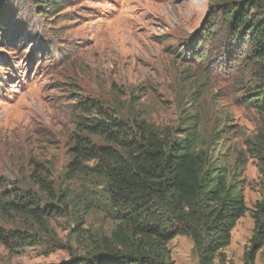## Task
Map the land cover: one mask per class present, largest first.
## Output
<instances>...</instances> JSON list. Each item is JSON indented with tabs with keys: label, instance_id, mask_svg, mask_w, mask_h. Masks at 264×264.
<instances>
[{
	"label": "rangeland",
	"instance_id": "obj_1",
	"mask_svg": "<svg viewBox=\"0 0 264 264\" xmlns=\"http://www.w3.org/2000/svg\"><path fill=\"white\" fill-rule=\"evenodd\" d=\"M218 1L63 0L43 17L35 0H0V11L4 2L10 9L0 26V200L11 190L29 191L41 207L60 211L40 222L0 210L6 235L17 231L30 240H0V264H62L89 256L120 223L126 208L111 203L104 180L68 171L78 95L124 122L144 119L170 133L193 115L198 149L210 166L226 174L250 210L263 199L264 112L248 103V89L264 87V71L248 68L246 45L204 36L218 22L217 16L210 20ZM259 3L264 13V0ZM34 173L61 202L48 199ZM250 210L212 264H249ZM170 224L169 230L178 226ZM164 254L167 264H202L187 235L169 240ZM253 264H264V245Z\"/></svg>",
	"mask_w": 264,
	"mask_h": 264
},
{
	"label": "trees",
	"instance_id": "obj_2",
	"mask_svg": "<svg viewBox=\"0 0 264 264\" xmlns=\"http://www.w3.org/2000/svg\"><path fill=\"white\" fill-rule=\"evenodd\" d=\"M35 1L43 17L63 3V0ZM9 11L4 2L0 26L5 25ZM261 12L259 0L218 1L210 12V20L217 16L218 22L206 27L204 36L214 41L222 35L229 44L239 48L246 45L248 68L264 71ZM1 32L7 36L6 29ZM197 40L193 43L195 50L204 38ZM207 57L208 52H203L201 60L206 61ZM248 94H251L248 103L264 112V87L248 89ZM76 107L81 113L72 136L69 174L103 179L111 203L126 210L119 215L120 223L111 237L94 247L89 256L62 264H167L165 245L177 234L191 237L202 264H212L216 253L230 244L238 220L250 209L242 194L228 185L226 174L219 167H211L208 154L198 149L194 116L189 115L186 124L170 133L144 119L132 124L124 122L99 101L81 95L77 96ZM93 137L99 138L100 143ZM34 179L48 199L62 201L41 175L36 173ZM41 202L29 191L15 189L3 193L0 210L40 222L45 216L60 213L59 207H41ZM250 211L255 229L247 261L253 264L256 252L264 245V197ZM170 222H177L178 226L169 230ZM28 237L17 231L6 235L0 228V240L27 244Z\"/></svg>",
	"mask_w": 264,
	"mask_h": 264
}]
</instances>
